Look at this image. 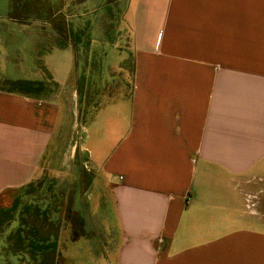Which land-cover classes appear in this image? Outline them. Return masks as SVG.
I'll return each instance as SVG.
<instances>
[{
	"label": "crops",
	"instance_id": "crops-1",
	"mask_svg": "<svg viewBox=\"0 0 264 264\" xmlns=\"http://www.w3.org/2000/svg\"><path fill=\"white\" fill-rule=\"evenodd\" d=\"M125 19L129 113L104 156L90 148L97 113L126 99L82 123L72 63L46 95L0 90V207L44 176L70 178L83 231L64 227L66 241L94 235L92 193L98 223L115 226L95 264H264V0H128ZM31 29L0 25V39Z\"/></svg>",
	"mask_w": 264,
	"mask_h": 264
},
{
	"label": "rangeland",
	"instance_id": "rangeland-1",
	"mask_svg": "<svg viewBox=\"0 0 264 264\" xmlns=\"http://www.w3.org/2000/svg\"><path fill=\"white\" fill-rule=\"evenodd\" d=\"M126 2L123 10L119 7L114 8V16L108 13V18L106 13L104 17L99 16L98 10L102 7L99 0H91L84 5H70L65 10L73 28L77 26V28L88 31L82 35V49L78 56L80 59H76V62L73 57L74 46L70 45L62 49L53 45L51 37L55 34V30L52 26H46L40 22H33L34 26L26 33H13L14 36L10 37L11 40L0 39V49H4L0 53L2 56L5 54L8 56L4 59L0 58V78L47 82L48 75L51 74L55 79H61L71 63L73 71L76 66L80 79L82 123H85L89 116L95 110L103 107L106 102L113 99H126L124 101L127 104H123V102L108 104L97 113L98 119L95 127L97 144L90 146V148L95 150L99 157L104 156L109 149L114 147L115 131L113 128L115 124L121 127L122 122L126 120L127 113H129L130 104L127 100L132 87L133 54L131 49L132 34L125 19ZM6 21L7 19L0 17L2 25L3 23L7 25V22L11 23ZM32 36L40 38L42 43L37 42L38 40L36 41ZM12 37L16 38V42L12 40ZM86 38L90 42L87 51L84 50ZM107 126L109 129L105 132ZM92 194L95 207L93 208L91 205L90 211L93 213L92 217L96 224L92 232L94 235L79 239L76 242H69L66 241V232L69 229L66 232L63 231L59 243H63L64 249L59 264L97 263L104 257L106 234L110 236L108 239L114 245L116 240L115 226L112 223L107 225L98 223L99 217L94 214L99 212L98 206L101 201L96 193ZM100 241L102 246L98 245ZM108 251L110 250H107V253Z\"/></svg>",
	"mask_w": 264,
	"mask_h": 264
},
{
	"label": "trees",
	"instance_id": "trees-1",
	"mask_svg": "<svg viewBox=\"0 0 264 264\" xmlns=\"http://www.w3.org/2000/svg\"><path fill=\"white\" fill-rule=\"evenodd\" d=\"M89 1L91 0H0V17L11 22L6 21L7 25L34 26L33 22H40L52 26L55 30L51 37L53 45L62 49L74 46L77 59H80L78 56L82 49V35L88 31L77 26V29L73 28L65 10L70 5H84ZM99 1L102 7L98 14L104 17L106 13L107 18L108 13L114 16V8L123 10L126 2ZM2 36L4 41L8 40L5 34ZM34 38L37 42L40 41V38ZM84 41V50L87 51L90 42L88 38ZM50 89V85L43 81L0 78L2 91L40 97ZM90 180V175L82 168L78 184L86 188ZM75 193L76 182L72 179L49 176L20 188L8 206L0 207V264H56L58 237L64 227L70 226L74 236L83 231L82 221L71 204L75 201Z\"/></svg>",
	"mask_w": 264,
	"mask_h": 264
}]
</instances>
